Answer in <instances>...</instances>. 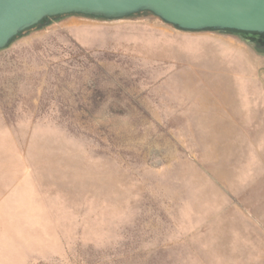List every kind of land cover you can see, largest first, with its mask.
<instances>
[{
	"label": "rangeland",
	"instance_id": "1",
	"mask_svg": "<svg viewBox=\"0 0 264 264\" xmlns=\"http://www.w3.org/2000/svg\"><path fill=\"white\" fill-rule=\"evenodd\" d=\"M0 264H264V55L147 13L0 52Z\"/></svg>",
	"mask_w": 264,
	"mask_h": 264
},
{
	"label": "water",
	"instance_id": "2",
	"mask_svg": "<svg viewBox=\"0 0 264 264\" xmlns=\"http://www.w3.org/2000/svg\"><path fill=\"white\" fill-rule=\"evenodd\" d=\"M150 13L187 33H221L264 46V0H0V52L58 16L121 20Z\"/></svg>",
	"mask_w": 264,
	"mask_h": 264
},
{
	"label": "trees",
	"instance_id": "3",
	"mask_svg": "<svg viewBox=\"0 0 264 264\" xmlns=\"http://www.w3.org/2000/svg\"><path fill=\"white\" fill-rule=\"evenodd\" d=\"M147 14H150V13H147ZM68 16H74V15L58 16V17H55V18H53V19H49V20L47 21L46 24L39 25V26L35 27L34 29H32V30H30V31H27V32L23 33L22 35H20V36L15 40V42H17L18 40H20V39H22V38H24V37L29 36L32 32H35V31H41V30H43L44 28H46L47 26L51 25L53 22L60 21V20L66 18V17H68ZM15 42H14V43H15ZM14 43H13V44H14ZM13 44H12V45H13ZM252 47H253V46H252ZM253 48H254V50H255L258 54H260V55H264V48H263V47L257 45V46H255V47H253Z\"/></svg>",
	"mask_w": 264,
	"mask_h": 264
},
{
	"label": "flooded vegetation",
	"instance_id": "4",
	"mask_svg": "<svg viewBox=\"0 0 264 264\" xmlns=\"http://www.w3.org/2000/svg\"><path fill=\"white\" fill-rule=\"evenodd\" d=\"M258 45L264 48V46H262V45H260V44H258Z\"/></svg>",
	"mask_w": 264,
	"mask_h": 264
}]
</instances>
